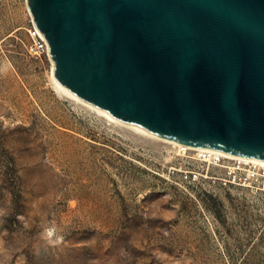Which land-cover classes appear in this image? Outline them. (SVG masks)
Instances as JSON below:
<instances>
[{
  "label": "rangeland",
  "instance_id": "obj_1",
  "mask_svg": "<svg viewBox=\"0 0 264 264\" xmlns=\"http://www.w3.org/2000/svg\"><path fill=\"white\" fill-rule=\"evenodd\" d=\"M30 17L0 0V264H264V169L230 175L63 95Z\"/></svg>",
  "mask_w": 264,
  "mask_h": 264
},
{
  "label": "water",
  "instance_id": "obj_2",
  "mask_svg": "<svg viewBox=\"0 0 264 264\" xmlns=\"http://www.w3.org/2000/svg\"><path fill=\"white\" fill-rule=\"evenodd\" d=\"M65 89L187 145L264 158V0H28Z\"/></svg>",
  "mask_w": 264,
  "mask_h": 264
},
{
  "label": "built area",
  "instance_id": "obj_3",
  "mask_svg": "<svg viewBox=\"0 0 264 264\" xmlns=\"http://www.w3.org/2000/svg\"><path fill=\"white\" fill-rule=\"evenodd\" d=\"M30 23L27 27L28 31V42L26 44L28 53L36 58L39 57H49V45L47 40L42 36L41 32L39 31L33 15L30 14ZM194 158H196L199 161L207 162L210 164H217L224 168H226V171L230 175H238L242 174L246 171L247 175H251L252 173H255L256 170H258V166L247 163L241 158H228L223 156L220 153L210 151V150H200V151H194ZM190 173L193 174V177H199L197 172L191 171ZM189 176V174L187 175Z\"/></svg>",
  "mask_w": 264,
  "mask_h": 264
},
{
  "label": "bare ground",
  "instance_id": "obj_4",
  "mask_svg": "<svg viewBox=\"0 0 264 264\" xmlns=\"http://www.w3.org/2000/svg\"><path fill=\"white\" fill-rule=\"evenodd\" d=\"M27 4H28V8H29V2H28V0H27ZM29 10H30V8H29ZM30 14L32 15L31 11H30ZM53 67H54V65H53ZM51 78H52V81H53V84H54L55 88L60 93H62L63 95H66V96L70 97L71 99L77 101L78 103H80V104H82V105H84V106H86V107L94 110L95 112H97L101 116L105 117L106 119H108V120H110V121H112L114 123H117V124L123 125L125 127H128V128L134 130L137 133L146 135L148 137L155 138L157 140H160V141L169 143V144H171V145H173L175 147H178V149L181 152H184L186 150L200 151V150L207 149V150H210V151H214V152L220 153L223 156L228 157V158H241V159H243L247 163H252V164H254V165H256V166L261 167V168L264 169V158H261V157H251V156H245V155H235V154H232V153L220 151V150L213 149V148L187 145L185 143H182V142H179V141H176V140H171V139H167V138L161 137L159 135H156L155 133H153L152 131H150L149 129L143 127L140 124L133 123V122H127V121H123V120L117 119L113 115H111L106 109H104L102 107H99V106H96V105H93V104L85 101L84 99H82L80 96H78V95L70 92L69 90L63 88L57 82V80H56V78H55V76L53 74V68H52Z\"/></svg>",
  "mask_w": 264,
  "mask_h": 264
}]
</instances>
